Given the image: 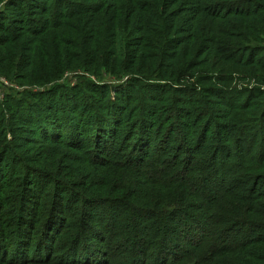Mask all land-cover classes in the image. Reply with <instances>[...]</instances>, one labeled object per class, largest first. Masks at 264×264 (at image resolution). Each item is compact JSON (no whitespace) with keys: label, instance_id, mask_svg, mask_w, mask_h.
<instances>
[{"label":"trees","instance_id":"1","mask_svg":"<svg viewBox=\"0 0 264 264\" xmlns=\"http://www.w3.org/2000/svg\"><path fill=\"white\" fill-rule=\"evenodd\" d=\"M0 73V264H264V0H0Z\"/></svg>","mask_w":264,"mask_h":264},{"label":"rangeland","instance_id":"2","mask_svg":"<svg viewBox=\"0 0 264 264\" xmlns=\"http://www.w3.org/2000/svg\"><path fill=\"white\" fill-rule=\"evenodd\" d=\"M108 80V82H110V78H106ZM71 83H73L75 80H73V77H69L68 79ZM67 80V81H68ZM241 85L246 86L245 88L249 87H255L257 85H259L255 80H250L247 82H240ZM15 87V89H18V87H16V85H14L11 80L7 79L6 76H4V74L0 73V99H2L3 97H5L7 94L11 93V90ZM262 88L264 89V85H262Z\"/></svg>","mask_w":264,"mask_h":264}]
</instances>
